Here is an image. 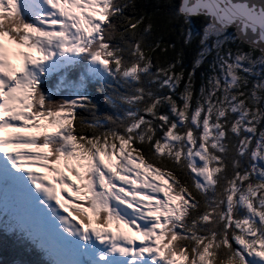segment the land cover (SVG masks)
Listing matches in <instances>:
<instances>
[{
	"label": "snow or ice",
	"instance_id": "obj_1",
	"mask_svg": "<svg viewBox=\"0 0 264 264\" xmlns=\"http://www.w3.org/2000/svg\"><path fill=\"white\" fill-rule=\"evenodd\" d=\"M0 264H264V0H0Z\"/></svg>",
	"mask_w": 264,
	"mask_h": 264
}]
</instances>
